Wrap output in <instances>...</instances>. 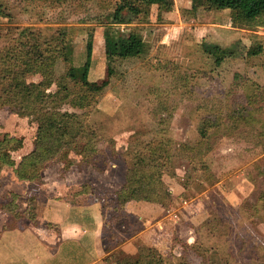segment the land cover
Segmentation results:
<instances>
[{"label":"rangeland","instance_id":"rangeland-1","mask_svg":"<svg viewBox=\"0 0 264 264\" xmlns=\"http://www.w3.org/2000/svg\"><path fill=\"white\" fill-rule=\"evenodd\" d=\"M202 2L172 0L170 10L154 5L139 23L127 10L114 18L119 0H0V51L12 56L8 63L23 50L15 54L21 67L28 62L23 79L50 82L54 92L67 68L73 79L82 78L86 43L92 42L90 105L70 106L71 93L59 108L82 115L98 154L89 161L73 151L61 154L43 171L47 182L69 169L74 177L81 172L78 179L71 174V185L113 206L132 154L149 140L170 139L165 167L175 175L164 171L162 179L176 219V254L168 251L162 264H180L182 257L187 264H264V50L247 54L251 46L264 48V26L241 23L230 9ZM130 32L141 35L143 51L109 60ZM214 45L231 54L218 58L205 51ZM202 120L210 124L207 139L195 147ZM0 130L23 138L16 161L32 148L35 124L2 101ZM180 143L193 151L175 150ZM12 193L0 194V213H9L2 222L28 226L36 193L23 195V210Z\"/></svg>","mask_w":264,"mask_h":264},{"label":"trees","instance_id":"trees-1","mask_svg":"<svg viewBox=\"0 0 264 264\" xmlns=\"http://www.w3.org/2000/svg\"><path fill=\"white\" fill-rule=\"evenodd\" d=\"M202 3L217 9H230L235 14V20L241 23L264 26V0H203ZM152 4H156L160 9L170 10L172 0H119L114 11V18H117L120 11L127 10L136 17L137 21L143 20V16L148 14ZM117 43L116 54L108 56L111 61L114 57L132 58L141 53L145 46L141 36L135 32L128 33ZM262 50L264 48L257 44L249 47L247 54L256 55ZM22 51L19 49L14 53V60L8 63L5 61L12 56L7 52L0 51V101L8 104L11 112L27 117L31 123H34L35 132L32 148L16 161L13 153L22 148L23 138L11 136L0 130V169L3 166L12 167L17 178L40 184L45 168L53 159L60 158L61 154L73 151L88 161L92 158V154H98L95 145L96 135L90 129L91 127L85 124L82 115L76 112H61L59 108L60 103L67 100L71 93L76 96L70 100V106L85 108L90 105V100L86 99L94 91L87 81L92 42L88 40L86 43L82 78L80 80L73 79L69 67L54 81L56 84L54 92L49 91L50 82H26L23 79L22 72L28 70V62H22V67H24L22 68L17 62L18 58L16 59V56H20ZM205 51L218 58L231 54L216 45L205 47ZM27 52L28 50L25 51V54ZM15 54L17 55L15 56ZM31 62H36L35 55ZM30 67L32 68V66ZM76 85L79 86L77 91L74 90ZM3 96L6 100H3ZM202 124L198 129V139L194 141L195 147H199L207 139V130L210 124L205 120H202ZM170 144H172L170 139H152L132 154L125 175V183L114 195L113 208L115 210H120L129 200H145L167 208L163 191H168V189L163 182L162 173L164 171L170 173L165 167V164L171 159L166 149V146ZM193 148L187 143H180L174 149L193 151ZM66 164V166H70L71 163L68 161ZM170 175L174 176L175 174L170 173ZM183 187L186 185L184 184ZM11 195L17 197L16 194L12 193ZM6 206L8 204H3L1 207L5 209ZM262 208L264 209V197ZM106 260L109 264H154L140 255H125L120 251L109 255ZM181 260L180 264H187L183 257Z\"/></svg>","mask_w":264,"mask_h":264},{"label":"crops","instance_id":"crops-1","mask_svg":"<svg viewBox=\"0 0 264 264\" xmlns=\"http://www.w3.org/2000/svg\"><path fill=\"white\" fill-rule=\"evenodd\" d=\"M73 171L69 169L54 182H47L44 176V182L38 184L17 178L12 167L1 168L0 194L16 193L21 210L31 193H36V201L32 207L35 222L29 221L25 227L4 225L9 213L1 211L0 264H109L106 258L119 251L162 264L168 251L176 254L172 247L176 219L169 208L129 200L115 210L104 198L81 192L80 184L71 185ZM78 173L75 179L82 176ZM188 238L189 242L193 239Z\"/></svg>","mask_w":264,"mask_h":264}]
</instances>
